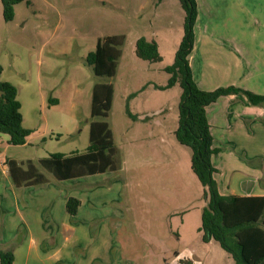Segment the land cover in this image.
<instances>
[{"label":"rangeland","instance_id":"1","mask_svg":"<svg viewBox=\"0 0 264 264\" xmlns=\"http://www.w3.org/2000/svg\"><path fill=\"white\" fill-rule=\"evenodd\" d=\"M251 10L257 13L247 19L258 26L264 14L255 6ZM15 12V18L6 21L0 0V80L17 86L24 126L34 132L26 145L8 146L7 135H1L0 147L7 146L6 159L0 160L2 169L8 172L11 157L24 166L32 159L48 175L46 184L58 183L69 190L37 160L54 152L87 150L94 85L110 82L112 108L107 117L96 118L107 120L112 128L121 166L104 175L72 180L83 189L86 183L100 184L95 187L108 193L104 204L94 203L106 217L89 220L87 226L96 232L103 222L110 225L115 248L109 264H164L167 257L173 264H234L230 252L218 241H204L200 231L207 205L205 188L192 170L191 149L175 136L182 89L176 85L157 90L149 81L169 78L166 71L155 69L172 64L179 47L184 30L180 0H29L17 4ZM111 34L125 35L117 72L99 76L86 57L100 37ZM142 36L157 42L161 61L137 56L136 43ZM128 105L136 119L127 113ZM160 106L167 111L139 118L144 110L148 113ZM5 184L0 177V185ZM13 190L23 205V188ZM11 211L8 202L0 201L1 226ZM56 213L55 204L43 216ZM73 221L87 224L81 215ZM0 248L9 250L1 242Z\"/></svg>","mask_w":264,"mask_h":264},{"label":"crops","instance_id":"2","mask_svg":"<svg viewBox=\"0 0 264 264\" xmlns=\"http://www.w3.org/2000/svg\"><path fill=\"white\" fill-rule=\"evenodd\" d=\"M197 2L195 46L189 60L198 86L204 90H213L233 84L264 94V17L258 26L247 19L257 13L251 10L254 6L258 13L264 14V0ZM45 21L49 19L46 17ZM167 65L155 70L165 71ZM149 81L153 87L155 84L167 83L153 79ZM206 110L214 137L213 145L219 149L213 156V164L220 192L225 195H264V105L252 104L244 94H229L210 103ZM145 111L138 114L140 119L154 117L157 111L163 113L167 109L160 106L156 110L149 109L148 113ZM31 130L32 133L23 145L31 144L30 137L34 132ZM7 137V145H13L9 143V135ZM6 147H0V160L6 159ZM106 172L84 176L92 178ZM0 177L6 183L4 187L0 185V191H3L0 193V201L5 200L12 209L9 215L5 214L0 225V242L13 251V264L110 263V253L115 248L113 240L111 242L110 225H104L103 222L99 231L91 230L93 233L87 226L89 220L104 219L107 215L98 213L94 208V203L104 204V197L108 194L103 188L99 190V187H95L100 184L86 183L83 189L73 183L72 180L77 178L74 177L58 180L62 185H69V190L62 189L58 183L17 186L9 169L8 172L2 169L1 162ZM39 185V188H34ZM16 188H23V205L13 190ZM70 196L81 201L75 216L66 208ZM55 204L58 215L43 216V212ZM80 215L86 218V226H79L73 221ZM83 238L84 245L81 241ZM85 249L87 252L82 251ZM165 263L173 264V259L167 257Z\"/></svg>","mask_w":264,"mask_h":264},{"label":"trees","instance_id":"3","mask_svg":"<svg viewBox=\"0 0 264 264\" xmlns=\"http://www.w3.org/2000/svg\"><path fill=\"white\" fill-rule=\"evenodd\" d=\"M28 0H2L3 15L6 21L15 18V6ZM162 1V0H157ZM185 10L184 35L172 64L164 69L170 75L165 85L155 84V88L167 89L177 84L182 92L179 100L178 127L175 130L177 141L191 149V167L205 188L207 205L203 208L200 231L204 241L215 240L230 252L234 264H264V195L222 194L214 176L216 167L213 156L219 152L213 145V134L207 115V106L219 97L229 94H244L255 105H264V94L236 86H219L213 90L201 89L194 79L189 55L195 46V25L198 17L197 0H180ZM124 34H115L98 39L96 48L86 57V63L93 67L99 76L112 77L117 72L121 57ZM136 54L144 60L158 62L163 59L155 40L142 36L136 43ZM3 67L0 65V76ZM145 87V86H143ZM114 86L112 83H96L93 88L92 109L89 129V145L85 152L65 154L54 152L42 157L38 164L57 180H65L84 175L114 171L121 166V153L115 145L113 130L107 120L112 108ZM131 93L130 97H133ZM52 99L50 98V101ZM22 103L17 86L0 80V136L9 135V143L23 145L32 130L23 124ZM127 113L133 119L137 116ZM46 138L44 137L43 140ZM9 172L15 185H36L49 181L37 163L28 160L26 165L10 158ZM80 199L68 198L66 208L71 215H77ZM12 250L0 249L1 264H13Z\"/></svg>","mask_w":264,"mask_h":264},{"label":"built area","instance_id":"4","mask_svg":"<svg viewBox=\"0 0 264 264\" xmlns=\"http://www.w3.org/2000/svg\"><path fill=\"white\" fill-rule=\"evenodd\" d=\"M1 141H2V139H1V136H0V144H1Z\"/></svg>","mask_w":264,"mask_h":264}]
</instances>
